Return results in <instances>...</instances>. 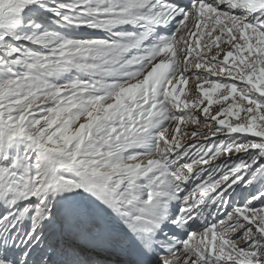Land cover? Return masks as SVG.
Wrapping results in <instances>:
<instances>
[{
	"label": "snow or ice",
	"instance_id": "snow-or-ice-1",
	"mask_svg": "<svg viewBox=\"0 0 264 264\" xmlns=\"http://www.w3.org/2000/svg\"><path fill=\"white\" fill-rule=\"evenodd\" d=\"M0 264H264V0H0Z\"/></svg>",
	"mask_w": 264,
	"mask_h": 264
},
{
	"label": "rangeland",
	"instance_id": "rangeland-1",
	"mask_svg": "<svg viewBox=\"0 0 264 264\" xmlns=\"http://www.w3.org/2000/svg\"><path fill=\"white\" fill-rule=\"evenodd\" d=\"M191 86V84H189V87Z\"/></svg>",
	"mask_w": 264,
	"mask_h": 264
}]
</instances>
